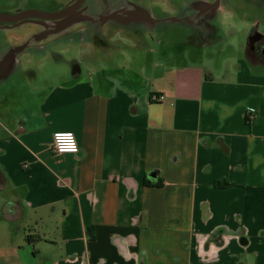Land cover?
Instances as JSON below:
<instances>
[{"label": "crops", "instance_id": "crops-1", "mask_svg": "<svg viewBox=\"0 0 264 264\" xmlns=\"http://www.w3.org/2000/svg\"><path fill=\"white\" fill-rule=\"evenodd\" d=\"M23 24L0 54V264H264V54L214 73L101 35L99 71L26 90L8 80L47 37Z\"/></svg>", "mask_w": 264, "mask_h": 264}, {"label": "rangeland", "instance_id": "rangeland-1", "mask_svg": "<svg viewBox=\"0 0 264 264\" xmlns=\"http://www.w3.org/2000/svg\"><path fill=\"white\" fill-rule=\"evenodd\" d=\"M40 1L0 0V8L22 7L26 4L43 7L44 1ZM227 1L222 0L221 7H219L215 18L211 22L212 26L209 28L202 27V30L197 32V36L203 41L201 45L189 46L187 44L190 42L189 37L193 36V32L186 25L162 22L156 24L155 27L145 26L146 24L124 27L117 25L120 22L113 20L104 22L103 24H106L104 28H93L90 25L82 24L80 29L77 28L76 31L74 30L67 35L57 33L48 36L43 40L44 48L37 49L35 47L33 49L30 46L22 51L18 56L20 59L30 58L29 63H22V69L32 70L34 76L27 77L26 74H22V70L18 69L13 72L8 82H12L15 86L26 90L44 89L48 82L54 84L65 80L67 75L70 74L71 63L74 62L78 63L77 65L82 72L95 73L99 71L101 69V35L105 36L107 40L113 41L117 48L122 50L121 52L119 50L120 55L118 56L123 59H126L129 53H136L139 48H144V45H147V49L151 48L153 50L150 55L154 58L161 56L160 53L164 51L163 54L168 53L171 62L200 63L205 61L209 62L207 63L208 68L214 73H218L222 67H229L230 64H235L239 58H242L251 22L254 20L263 21L259 16V11L249 4H244L243 0L236 2V10H230L229 8L225 10ZM169 3H171V0L167 2H163V0H146L144 5L147 6V9L154 10V15H158L162 11L165 16L175 14ZM187 3L188 0H185V7ZM128 6H130L129 3H127ZM94 7L98 9V6ZM27 25L29 24H22L15 28H0V54L6 44L19 43V47L25 45V41L23 43L19 40L28 33H33L34 29L32 26ZM259 29H262V26ZM182 32H188L185 38H183ZM194 43H197V41L193 39L191 44L194 45ZM190 52L192 56H190ZM4 198L5 194L0 190L1 203L4 202Z\"/></svg>", "mask_w": 264, "mask_h": 264}, {"label": "flooded vegetation", "instance_id": "flooded-vegetation-1", "mask_svg": "<svg viewBox=\"0 0 264 264\" xmlns=\"http://www.w3.org/2000/svg\"><path fill=\"white\" fill-rule=\"evenodd\" d=\"M44 1L43 7L26 4L24 6H9V8H0V13L17 14L22 11H39L43 13L53 14V18L29 17L20 19L16 22H0V28H9L23 23L34 24L41 29L42 36H52L57 33L61 35L69 34L81 28L82 24L90 25L93 28H104V22L117 21L119 26L129 25H144L155 27L156 24L165 22L172 24L186 25L193 32V36L189 37L190 41L198 42L202 39L198 37L197 32L202 30V27H211V22L215 18V14L221 7L222 0H188L185 7V0H171V7L175 14L165 15L160 11L158 15H154V10L147 9L144 4L146 0H41ZM40 1V2H41ZM98 1V2H96ZM101 1H104L101 3ZM170 0H163L167 2ZM184 1V2H183ZM207 3H206V2ZM238 0H228L225 10H236ZM244 4H249L254 9L259 11L260 17L264 16V0H243ZM39 2V3H40ZM183 2V3H182ZM127 3L130 6L127 7ZM141 3V4H138ZM144 5V6H143ZM94 6H98L96 9ZM102 7V9H101ZM188 11V13H187ZM163 14V18L159 15ZM152 15V18L150 17ZM263 17H261V20ZM115 23V22H114ZM108 25V24H107ZM260 20L251 22L248 31L246 48L244 53L253 58L260 57L264 54V34L261 32ZM64 33V34H63ZM61 36L60 34H58ZM193 37V38H192ZM98 38V37H97ZM198 38V39H197ZM5 53H2L4 56ZM13 56L17 55L12 54Z\"/></svg>", "mask_w": 264, "mask_h": 264}, {"label": "built area", "instance_id": "built-area-1", "mask_svg": "<svg viewBox=\"0 0 264 264\" xmlns=\"http://www.w3.org/2000/svg\"><path fill=\"white\" fill-rule=\"evenodd\" d=\"M158 101H163L164 96L158 95L154 97ZM53 152L56 153H77L79 146L77 144L75 135L71 131H57L52 135Z\"/></svg>", "mask_w": 264, "mask_h": 264}, {"label": "water", "instance_id": "water-1", "mask_svg": "<svg viewBox=\"0 0 264 264\" xmlns=\"http://www.w3.org/2000/svg\"><path fill=\"white\" fill-rule=\"evenodd\" d=\"M29 17L53 18L55 16L53 14L43 13L35 10L22 11L12 15L0 13V22H16L20 19H25Z\"/></svg>", "mask_w": 264, "mask_h": 264}, {"label": "trees", "instance_id": "trees-1", "mask_svg": "<svg viewBox=\"0 0 264 264\" xmlns=\"http://www.w3.org/2000/svg\"><path fill=\"white\" fill-rule=\"evenodd\" d=\"M3 183V179L0 177V185ZM28 239V237H27ZM28 241V240H27Z\"/></svg>", "mask_w": 264, "mask_h": 264}]
</instances>
